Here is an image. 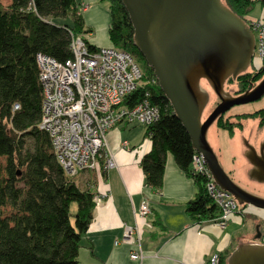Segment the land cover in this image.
Returning <instances> with one entry per match:
<instances>
[{
    "label": "trees",
    "instance_id": "16d2710c",
    "mask_svg": "<svg viewBox=\"0 0 264 264\" xmlns=\"http://www.w3.org/2000/svg\"><path fill=\"white\" fill-rule=\"evenodd\" d=\"M103 1L109 8L111 46L142 66L135 61L142 78L122 105L132 108L146 97L159 110L158 119L144 129L151 143L140 160L145 183L152 189L161 186L166 154H171L197 185L194 198L185 203V214L192 222L211 221L217 209L206 194L205 178L191 174L196 151L190 137L159 87L144 82V73L152 70L133 44V28L121 0ZM221 1L244 21L256 4L264 6V0ZM86 30L76 0H0V264H78L94 193L64 171L48 134L39 128L43 95L37 55L64 62L71 58V37L83 38ZM221 128L232 132L228 124ZM71 203L76 204L72 217ZM257 230L261 236V227Z\"/></svg>",
    "mask_w": 264,
    "mask_h": 264
},
{
    "label": "crops",
    "instance_id": "0c3cea01",
    "mask_svg": "<svg viewBox=\"0 0 264 264\" xmlns=\"http://www.w3.org/2000/svg\"><path fill=\"white\" fill-rule=\"evenodd\" d=\"M96 1L103 0H76V5L87 4L86 10L80 13L88 31L82 36L94 47H108L111 46L109 8L107 5L104 9ZM260 11L256 16L249 14L247 21L263 17L264 10ZM131 128L120 125L105 135L114 167L104 170L99 164L93 171L86 172L84 184L77 181L94 193L95 201L91 222L80 240L78 264H206L215 254L218 264H227V258L239 245L264 244L263 210L243 206L241 213L233 215L224 228L212 221L192 222L184 208L185 203L194 198L197 185L177 167L169 153L165 158L161 186L158 189L147 186L140 160L149 152L151 143L144 136V130ZM263 134L258 141V152L248 138L242 139V155L248 166L244 169L245 177L259 187L264 185V169L257 170L264 163ZM230 170L224 172L228 175ZM237 178L239 181L234 178L235 183L242 181ZM144 202L148 204L149 214L141 217L135 213ZM247 216L257 225L256 229L262 228L261 236L258 230L253 233L252 228L251 231ZM124 225L136 226L135 237L142 258L129 257L136 250L137 242L121 240Z\"/></svg>",
    "mask_w": 264,
    "mask_h": 264
},
{
    "label": "water",
    "instance_id": "95a60500",
    "mask_svg": "<svg viewBox=\"0 0 264 264\" xmlns=\"http://www.w3.org/2000/svg\"><path fill=\"white\" fill-rule=\"evenodd\" d=\"M133 28V44L144 57L215 183L241 206L264 211V198L239 188L220 167L206 140L209 125L230 107L264 95V79L236 98L223 92L224 81L243 73L253 58L255 41L247 24L221 0H121ZM208 82L220 103L201 122ZM254 152V151H253ZM255 154V153H254ZM227 264H264V244L239 245Z\"/></svg>",
    "mask_w": 264,
    "mask_h": 264
},
{
    "label": "built area",
    "instance_id": "2783aa9c",
    "mask_svg": "<svg viewBox=\"0 0 264 264\" xmlns=\"http://www.w3.org/2000/svg\"><path fill=\"white\" fill-rule=\"evenodd\" d=\"M86 8V3L78 4L77 13ZM254 23L252 32L255 25L261 26V37L254 38V54L258 52V59L262 60L264 21ZM89 45L83 38L71 37V58L64 62L37 55L43 95L39 128L48 134L57 161L71 176L93 171L100 162L104 170L115 166L106 147L105 135L110 129L120 125H138L145 129L159 117L158 108L146 97L132 108L122 105L123 98L137 88L142 78L133 57L112 46ZM190 171L192 175L205 178L206 194L217 209L211 221L219 228L226 227L233 215L241 213L243 206L215 183L198 152L191 159ZM135 214L148 215L147 202L142 203ZM136 234L135 225H124L121 240L137 242L136 250L129 256L131 259L142 258ZM206 264H218V255L211 256Z\"/></svg>",
    "mask_w": 264,
    "mask_h": 264
},
{
    "label": "rangeland",
    "instance_id": "374dc122",
    "mask_svg": "<svg viewBox=\"0 0 264 264\" xmlns=\"http://www.w3.org/2000/svg\"><path fill=\"white\" fill-rule=\"evenodd\" d=\"M96 2L100 4V6L103 7L104 9L107 8L108 5L107 1H101V2L96 1ZM259 8L261 10L262 9L264 10V6H261L260 4H256L250 15L256 16L258 14V11L260 14L261 11ZM260 20L264 21V14L263 17H260L259 19H256L254 21H245V22L249 27V29L252 31L251 29L252 23ZM260 27L255 25L253 31L254 38L261 37ZM256 53L258 52H255V56L252 60L253 65L258 64V56ZM143 60L146 66L152 70V74H149L148 72L144 73V77H143L144 82L145 83L148 82L147 83L148 85L159 87L153 69L147 65L144 57ZM138 65H140V63H138ZM243 73L238 74L234 79L229 77L224 81L222 90L224 93H226L228 97L230 98L240 97L245 93H248L249 91L253 90V88L257 86L264 79V71H262V73L255 74V71L253 72V70H251L249 72L248 70L247 73L249 74H247L246 77L243 76L244 75ZM238 76H242V78L238 79ZM200 86L208 93V101L201 115V122H203L208 117V115L213 111V109L220 103V99L211 90L208 82L205 81L204 79L200 80ZM258 100L246 104H239L232 106L227 111H225L220 116H218L207 128L206 140L211 150H213L212 152L214 153V155H216L218 163L220 167L223 169V171L232 169L228 171L229 173L227 175L231 179V181L235 183L234 181L235 179L239 181L237 177L241 178L242 180L241 182L235 183L239 188L246 191L247 193L258 196L260 198H264V185L259 187L247 181L245 177L244 169L247 168L248 166L245 163L244 157L242 155V150H243L242 139L244 137L247 138L250 137L251 140L253 138L254 140H256V142H258L261 140L262 134L264 133V117L261 118L260 115L254 116V112H252L253 110H251L253 108H256L258 105L263 104L264 95ZM248 111L249 113L247 114L243 113ZM237 113H240L239 115H246L248 116V118L245 116H238ZM220 124L221 125L228 124L232 128V132H227L225 129H222ZM130 127H132L130 130H134V131L140 130L142 132L144 130L142 126H138V125L130 126ZM233 173L235 174L236 177L233 175ZM72 177H74L76 183L77 181H79L80 183L82 182L84 184V182L86 181L85 179H87V173L81 171L78 172L76 175H73ZM247 207L249 208L251 207V209H256L249 205ZM75 210H76V204L71 203L69 207V213L71 214V217L74 214ZM246 222L250 224L251 231L253 228V233L254 230H256L257 232L256 229L257 225L256 224L253 225V220L251 217L247 216Z\"/></svg>",
    "mask_w": 264,
    "mask_h": 264
},
{
    "label": "flooded vegetation",
    "instance_id": "af4514ba",
    "mask_svg": "<svg viewBox=\"0 0 264 264\" xmlns=\"http://www.w3.org/2000/svg\"><path fill=\"white\" fill-rule=\"evenodd\" d=\"M254 56H255V54L253 53V58H254ZM253 58H252V60H253ZM252 63L253 62L251 61L250 65H249V67L247 69V70H249V72L251 70H253V72L255 71V74L256 73L258 74V73H262V71H264V58L262 60L258 59V64L257 65H253ZM247 70L243 73L244 74L243 76H245V77H246L247 74H249V73H247L248 72ZM260 100H258V101H260ZM251 110H253L252 112H254V116L260 115V117L263 118L264 117V102H263V104L258 105L256 108H253ZM243 113H246L247 114V113H249V111L248 112H243ZM237 114L239 115L240 113H237ZM248 140L253 144L254 148L258 152V150H259V144L260 143L259 142L256 143V140H254L253 138L251 140L250 137H248ZM262 169H264V163H262L261 165H259V167L257 168L258 171L259 170H262Z\"/></svg>",
    "mask_w": 264,
    "mask_h": 264
}]
</instances>
